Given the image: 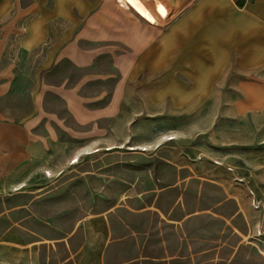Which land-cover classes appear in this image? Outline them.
<instances>
[{"label": "crops", "instance_id": "crops-1", "mask_svg": "<svg viewBox=\"0 0 264 264\" xmlns=\"http://www.w3.org/2000/svg\"><path fill=\"white\" fill-rule=\"evenodd\" d=\"M232 65L249 77L236 112H264V0H0V128L16 134L7 155L15 192L34 175L63 174L44 168L48 145L107 133L138 78L147 77L149 103L183 109ZM26 232L0 234V264H119L103 260L111 243L92 248L85 227L50 241Z\"/></svg>", "mask_w": 264, "mask_h": 264}, {"label": "rangeland", "instance_id": "rangeland-1", "mask_svg": "<svg viewBox=\"0 0 264 264\" xmlns=\"http://www.w3.org/2000/svg\"><path fill=\"white\" fill-rule=\"evenodd\" d=\"M146 78L130 84L107 133L48 145L42 167L63 174L34 175L19 192L7 157L8 136L16 134L0 128V234L15 240L19 231L38 230L40 241H50L85 227L92 248L111 243L103 259L110 263L264 264V112L235 110L249 77L232 65L211 93L183 109L169 99L149 103ZM93 215L103 220L82 227Z\"/></svg>", "mask_w": 264, "mask_h": 264}, {"label": "built area", "instance_id": "built-area-1", "mask_svg": "<svg viewBox=\"0 0 264 264\" xmlns=\"http://www.w3.org/2000/svg\"><path fill=\"white\" fill-rule=\"evenodd\" d=\"M76 161H77V159L74 158V159H72V160L70 161V164H74V163H76ZM46 175L49 176V174H46Z\"/></svg>", "mask_w": 264, "mask_h": 264}, {"label": "snow or ice", "instance_id": "snow-or-ice-1", "mask_svg": "<svg viewBox=\"0 0 264 264\" xmlns=\"http://www.w3.org/2000/svg\"><path fill=\"white\" fill-rule=\"evenodd\" d=\"M161 11H163V10L161 9Z\"/></svg>", "mask_w": 264, "mask_h": 264}, {"label": "bare ground", "instance_id": "bare-ground-1", "mask_svg": "<svg viewBox=\"0 0 264 264\" xmlns=\"http://www.w3.org/2000/svg\"><path fill=\"white\" fill-rule=\"evenodd\" d=\"M77 162V161H76Z\"/></svg>", "mask_w": 264, "mask_h": 264}]
</instances>
